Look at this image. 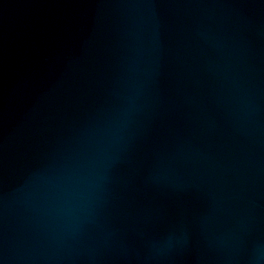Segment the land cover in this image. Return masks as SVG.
Returning <instances> with one entry per match:
<instances>
[{
  "label": "water",
  "instance_id": "1",
  "mask_svg": "<svg viewBox=\"0 0 264 264\" xmlns=\"http://www.w3.org/2000/svg\"><path fill=\"white\" fill-rule=\"evenodd\" d=\"M0 264H264V0H0Z\"/></svg>",
  "mask_w": 264,
  "mask_h": 264
}]
</instances>
